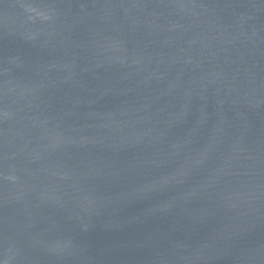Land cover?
Returning <instances> with one entry per match:
<instances>
[{"label":"water","instance_id":"obj_1","mask_svg":"<svg viewBox=\"0 0 264 264\" xmlns=\"http://www.w3.org/2000/svg\"><path fill=\"white\" fill-rule=\"evenodd\" d=\"M0 264H264V0H0Z\"/></svg>","mask_w":264,"mask_h":264}]
</instances>
